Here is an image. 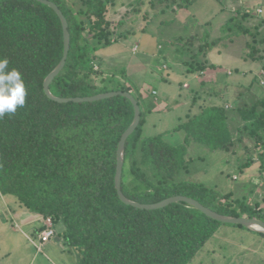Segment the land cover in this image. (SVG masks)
I'll return each instance as SVG.
<instances>
[{"label":"trees","instance_id":"trees-1","mask_svg":"<svg viewBox=\"0 0 264 264\" xmlns=\"http://www.w3.org/2000/svg\"><path fill=\"white\" fill-rule=\"evenodd\" d=\"M48 1L66 17L71 37L65 67L52 82L51 93L59 98H84L130 92L141 108L140 124L126 143L124 195L141 204L186 196L224 216L264 221L262 204H252L247 194L239 198L234 192L189 179V165L194 159L187 158L191 143L213 152L230 151L231 155L243 147L246 161L239 166L251 167L250 156L255 154L264 175V93L258 94L256 87L252 102L238 107L225 97L224 103L220 99L219 104L199 105L206 99L197 93L189 114L172 131L145 136L143 127L157 108L154 98L158 93L152 91L147 97L135 94L126 72H104L96 54L128 36L121 34L113 40L118 26L114 27L110 11L117 0H81L79 9L73 0ZM194 2L150 0L149 5L163 14L178 13ZM144 3L134 0L128 5L135 9ZM247 14L229 19L222 34L264 36V21L254 32L244 25ZM120 25L125 26L124 22ZM221 41H210L209 34L199 42L178 37L173 41V58L189 73L216 71L218 66L207 56L220 48ZM63 55V25L52 8L36 0H0V57H7L10 66L23 73L28 88L25 106L15 115L0 119V193L15 197L26 211L42 219L51 218L56 231L58 225L63 226L55 238L61 240L63 251L69 255L68 264H189L221 227L253 232L217 222L183 202L159 210L124 204L115 186L117 148L134 120V106L122 96L82 103L50 99L44 82ZM227 91L220 92L225 95ZM228 103L232 106L227 107ZM236 119L240 121L237 137L230 128ZM180 131L185 135L182 144L166 142L165 135ZM246 139L255 145H244ZM181 173L188 177L179 178ZM43 229L41 225L34 233Z\"/></svg>","mask_w":264,"mask_h":264},{"label":"rangeland","instance_id":"rangeland-1","mask_svg":"<svg viewBox=\"0 0 264 264\" xmlns=\"http://www.w3.org/2000/svg\"><path fill=\"white\" fill-rule=\"evenodd\" d=\"M73 1L79 9L81 0ZM133 1L117 0L110 11L114 27L118 26L113 40H118L121 34L128 36L100 48L96 54L104 72L116 75L126 72L135 94L147 97L152 91H157L158 97L154 98L157 108L147 116L143 127L145 136L172 131L189 114L197 93L206 99V102L200 100L199 105L224 103L226 99L236 107L252 102L256 97L253 94L255 89L241 85L253 83L254 86L264 69V43L259 42L264 40V36L262 33L255 38L224 36L222 27L232 17H243L248 13L244 25L255 32V28L264 21V0H195L184 11L163 14L151 8L150 0H145L144 5L135 9L128 5ZM258 10L262 13L258 14ZM122 22L125 26L120 25ZM208 34L210 41L222 40L220 48L216 47L207 56L210 63L220 66L216 72L219 80L211 70L202 74L189 73L185 65L173 58V41L176 38L192 37L199 42ZM247 45L254 49L247 48ZM248 59L250 61H244ZM233 84L234 89H238L234 93L228 96V91L225 95L220 92L224 89L226 92L227 87ZM213 87L214 90H209ZM257 91L263 95L259 88ZM230 105L228 103L227 107ZM239 123L237 119L230 123L235 137ZM184 137L181 131L173 132L165 135V140L172 145H180ZM244 145L255 144L246 139ZM245 153L243 147L231 155L230 151L213 152L202 144L191 143L187 158L194 161L189 165V179L221 191L234 192L239 198L247 194L249 202H259L264 209V183L254 185V180L261 181L264 177L260 172V159L255 154L251 155L254 164L243 168L239 165L245 163ZM185 176L188 177L184 173L179 174V178ZM42 223L41 216L26 211L15 197L0 193V264H68L69 255L63 251L58 237L39 249L38 235L34 230ZM62 230L63 226L58 225L57 232ZM189 264H264V237L241 228L223 226Z\"/></svg>","mask_w":264,"mask_h":264},{"label":"water","instance_id":"water-1","mask_svg":"<svg viewBox=\"0 0 264 264\" xmlns=\"http://www.w3.org/2000/svg\"><path fill=\"white\" fill-rule=\"evenodd\" d=\"M36 1L49 6L56 12V14L59 16L62 22L63 31H64V55H63L61 62L58 64V66L45 79L44 91L46 95L53 101H56L59 103L95 102V101H100V100H104V99L111 98V97L122 96V97L128 98L134 106V110H135L134 120L132 124L130 125V127L122 135L121 140L118 144V148H117V170H116V176H115V186H116V190H117L120 200L126 205L135 207L137 209H142V210H159L171 204L183 202V203H187L193 206L194 208L200 210L205 215H207L209 218L217 222H220L223 224H230V225H240L253 232L264 234V221H261L258 219L246 218V217L239 218V217L224 216V215L218 214L210 210L209 208L203 206L197 200L186 197V196L171 197V198L165 199L156 204H141V203L130 200L124 195L122 191V175H123V168H124V163H125L126 143H127L128 138L134 134V132L138 128L140 121H141V108L138 104V101L130 92H110V93H105V94H99L93 97H84V98L55 97L50 91V86L52 82L55 80V78H57L58 75L64 69L66 60L69 55L70 42H71L69 24H68L66 17L64 16L60 8L55 3L48 1V0H36Z\"/></svg>","mask_w":264,"mask_h":264},{"label":"clouds","instance_id":"clouds-1","mask_svg":"<svg viewBox=\"0 0 264 264\" xmlns=\"http://www.w3.org/2000/svg\"><path fill=\"white\" fill-rule=\"evenodd\" d=\"M28 88L23 73L10 66L7 57H0V119L12 116L26 104Z\"/></svg>","mask_w":264,"mask_h":264},{"label":"built area","instance_id":"built-area-1","mask_svg":"<svg viewBox=\"0 0 264 264\" xmlns=\"http://www.w3.org/2000/svg\"><path fill=\"white\" fill-rule=\"evenodd\" d=\"M257 13L261 14L262 10H258ZM229 74H231V72H229ZM257 79H258L259 85L264 88V69H262ZM254 182L256 185H259L260 182L264 183V179H262L261 181L254 180ZM42 220H43L42 225L44 229L39 234H37L39 243H40L38 246L39 249H41L43 245L48 244L53 238H55L56 232H57L51 218H43Z\"/></svg>","mask_w":264,"mask_h":264},{"label":"crops","instance_id":"crops-1","mask_svg":"<svg viewBox=\"0 0 264 264\" xmlns=\"http://www.w3.org/2000/svg\"><path fill=\"white\" fill-rule=\"evenodd\" d=\"M181 11H184V10H181ZM235 59H237V58H235ZM244 61H250L249 59L248 60H244ZM220 67V66H219ZM219 67H218V69H219ZM216 70V71H214L213 70V72H217V71H219V70ZM216 76H218V74L216 73ZM257 79V78H256ZM216 80H219V76H218V78H216ZM249 84H250V82H249ZM252 84L253 83H251L249 86H246V85H241L242 87H245L246 89H248V87L250 88L251 86H252ZM258 85V86H257ZM234 86H235V84H233L232 86H230L229 87V89H228V93H229V95L231 94V93H234L235 91H237L238 89H234ZM255 86V87H254ZM254 89H256V87H258V88H260V90L264 93V88L263 87H261L260 85H259V83H258V79H257V81L255 82V84H254ZM252 88V87H251ZM240 89V88H239ZM257 91V90H256ZM157 92V91H156ZM226 97V96H225Z\"/></svg>","mask_w":264,"mask_h":264}]
</instances>
